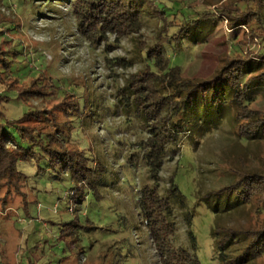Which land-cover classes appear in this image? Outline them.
<instances>
[{"label": "rangeland", "instance_id": "obj_1", "mask_svg": "<svg viewBox=\"0 0 264 264\" xmlns=\"http://www.w3.org/2000/svg\"><path fill=\"white\" fill-rule=\"evenodd\" d=\"M163 1L211 11L218 18L207 39L184 42V78L209 80L234 60L262 56L264 30L234 27V16L241 14V22H256L259 0ZM244 1L251 7L245 14L239 7L246 8ZM43 9L41 2L0 0V123L30 115L57 120L56 129L71 135L77 148L106 157L108 172L95 188L82 189L70 171L48 159L20 162L24 187L14 191L0 184V264H160L139 207L140 191L150 183L140 152L147 132L117 101L126 80L143 71L136 56L140 49L162 46L160 21L146 17L141 36L116 33L91 41L79 31L71 8L59 6L53 18L42 15ZM252 94L250 107L264 111V86ZM74 101L79 115L68 107ZM90 103H97V114H82ZM63 106L69 115L59 114ZM225 115L217 129L203 137L197 131L198 144L174 147L161 176L165 189L176 174L194 212L193 238L185 210L177 207L176 243L202 264H218L211 236L215 221L235 230L264 226V209L257 201L216 216V202L222 208L231 199L204 197L237 181L244 170L264 171V140H241L236 109L228 107ZM249 264H264V256Z\"/></svg>", "mask_w": 264, "mask_h": 264}, {"label": "trees", "instance_id": "obj_2", "mask_svg": "<svg viewBox=\"0 0 264 264\" xmlns=\"http://www.w3.org/2000/svg\"><path fill=\"white\" fill-rule=\"evenodd\" d=\"M29 1L41 2V6L44 5L42 15L50 18L55 17L54 14L58 16L59 6L71 8L79 31L91 41L116 33L141 36L146 17L152 15L160 21L162 46L140 49L136 56L143 63V71L126 80L117 94V101L126 112L133 111L147 132V137L140 143V152L150 183L140 191L139 207L160 264H202L195 253L176 243L177 207L185 210L188 231L193 238L190 228L194 212L188 209L176 174L170 177L167 188H161L162 172L166 162L171 160L174 147L198 144L197 131L203 137L220 127L230 106L236 109L234 122L240 139L247 142L264 140V111L250 107L255 101L252 90L264 86V52L259 59L240 58L230 62L212 79L193 81L183 77L182 62L186 55L180 51L186 41L207 39L208 28L214 27L218 19L213 16L214 12L184 8L177 1L169 6L163 0ZM244 5L246 8L239 6L243 14L251 8L250 1H244ZM240 16L242 14L234 16L237 19L234 27L247 24L252 30L256 26L264 30V0L258 2L254 24L250 18L241 22L237 18ZM170 22L174 24L167 25ZM250 74L252 76L248 78ZM77 103L71 102L68 107L79 115ZM97 106V103L86 104L87 110L82 114H94L98 108L93 110V107ZM60 111L61 116L69 115L64 106ZM50 112L46 110V113ZM57 122L55 120L54 124L48 117L30 115L19 121H9L7 125L0 123V184H5L9 190L11 187L14 191L20 190L27 180L19 171L20 162L45 158L51 165H60L70 171L73 178L82 183V189L96 187L108 172L104 163L106 157L92 151L87 154L86 150L77 148L71 135L65 133L63 136L64 131L56 129L59 127ZM222 196L230 198L231 203L226 201L225 207L221 208V202L217 201L216 216L254 201L264 209V171L244 170L237 181L204 197H217L220 201ZM211 236L218 264H249L264 256V226L235 230L223 228L215 221Z\"/></svg>", "mask_w": 264, "mask_h": 264}]
</instances>
